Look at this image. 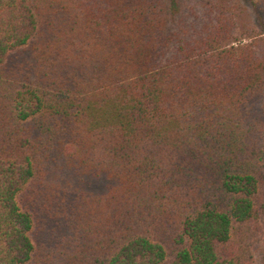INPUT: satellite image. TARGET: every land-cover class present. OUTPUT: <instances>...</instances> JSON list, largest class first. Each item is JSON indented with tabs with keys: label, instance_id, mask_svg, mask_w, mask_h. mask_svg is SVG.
Masks as SVG:
<instances>
[{
	"label": "trees",
	"instance_id": "obj_1",
	"mask_svg": "<svg viewBox=\"0 0 264 264\" xmlns=\"http://www.w3.org/2000/svg\"><path fill=\"white\" fill-rule=\"evenodd\" d=\"M253 9L0 0V264H264Z\"/></svg>",
	"mask_w": 264,
	"mask_h": 264
},
{
	"label": "rangeland",
	"instance_id": "obj_2",
	"mask_svg": "<svg viewBox=\"0 0 264 264\" xmlns=\"http://www.w3.org/2000/svg\"><path fill=\"white\" fill-rule=\"evenodd\" d=\"M242 3L244 4L245 8L252 14V16L254 15L253 14L254 13L253 12L254 11V9H253L254 8V4H256L257 7L259 5V7L261 9V13H262V18L264 19V0H242ZM247 40H249V39H246L245 38V39H242L241 42H245ZM43 240H44V236L43 235H40L39 242L40 241H43ZM256 255L258 257L257 251L255 252V257H256ZM257 260H258V258H257Z\"/></svg>",
	"mask_w": 264,
	"mask_h": 264
}]
</instances>
